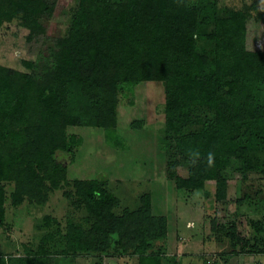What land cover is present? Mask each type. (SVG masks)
I'll return each instance as SVG.
<instances>
[{
  "label": "trees",
  "instance_id": "16d2710c",
  "mask_svg": "<svg viewBox=\"0 0 264 264\" xmlns=\"http://www.w3.org/2000/svg\"><path fill=\"white\" fill-rule=\"evenodd\" d=\"M57 2L0 0V25L17 17L28 29L27 40L42 36L49 44L47 55L22 61L27 71L0 65V220L4 182L13 184L9 197L18 206L25 199L44 201L48 190L65 181L67 163L61 155L71 158L78 143L67 127H101L114 145L117 95L140 81L163 82L165 136L172 133L178 149L193 161L179 187L202 189L213 182L216 197L224 199L226 179L220 170L231 158L242 177L257 172L249 153L251 145L264 149L263 12L202 15L204 9L193 0H74L64 34L51 38L42 21L52 16ZM201 24L212 25L206 33L209 52L197 49ZM196 107L208 108L214 119L203 130L187 132L200 123ZM71 187L75 205L87 215L67 218L63 231L42 235L34 251L0 255V264H76L81 255L107 251L113 235L123 251L131 248L138 256L137 264H161L160 255L148 248L166 235L167 218L152 214L149 193L137 208L115 214L119 200L103 180L74 179ZM63 194L68 197L69 191ZM44 219L51 222L49 215ZM210 222L231 245L247 243L233 218L218 222L213 216ZM57 234L64 244L53 252L47 244Z\"/></svg>",
  "mask_w": 264,
  "mask_h": 264
},
{
  "label": "rangeland",
  "instance_id": "374dc122",
  "mask_svg": "<svg viewBox=\"0 0 264 264\" xmlns=\"http://www.w3.org/2000/svg\"><path fill=\"white\" fill-rule=\"evenodd\" d=\"M200 3L202 15H224L227 10H241L252 15L264 13V0H193ZM74 0H58L52 16L43 20L44 34L51 38L62 36L66 30ZM209 14V15H210ZM258 31L263 32L259 22ZM212 25L198 27V51H211L206 38ZM28 29L19 18L0 25V65L27 71L23 60L35 61L48 53V40L38 37L27 40ZM42 53V54H41ZM47 53V54H46ZM264 85L263 83L260 86ZM165 91L162 81H140L129 92L117 95L115 134L112 144L105 129L98 126H69L67 134H76L78 143L72 147L71 158L61 155L67 163L66 179L55 190H48L40 203L25 199L13 206L9 193L13 184L4 182L6 200L0 220V255L19 256L37 249L40 238L48 231H63L69 217L81 220L87 215L83 206L75 205L74 179L103 180L106 188L118 198L115 214L140 205V197L149 193L151 212L167 218L166 235L152 240L148 253H158L161 264H234L231 253L242 257L264 256V149L262 144L251 145L249 157L258 166L257 172L242 177L238 162L231 158L229 166L220 175L226 179V196L216 197L215 184L202 189L181 188L179 178L188 176L193 163L176 146L175 136H165ZM194 115L200 123L186 131L203 130L213 121L214 113L206 107H196ZM246 143V142H245ZM63 191H69L66 197ZM51 217L46 223L45 216ZM218 222L230 217L238 232L247 239L244 246L231 245L211 230V217ZM111 238L110 248L102 253L77 257L76 264H137L138 256L131 248L124 250ZM61 234L47 244L50 251L63 247ZM229 254V256H228ZM262 260V259H261ZM241 262V260H239ZM263 261V260H262ZM235 264H239L236 262Z\"/></svg>",
  "mask_w": 264,
  "mask_h": 264
},
{
  "label": "crops",
  "instance_id": "0c3cea01",
  "mask_svg": "<svg viewBox=\"0 0 264 264\" xmlns=\"http://www.w3.org/2000/svg\"><path fill=\"white\" fill-rule=\"evenodd\" d=\"M233 254V256H230V258L229 257H227L228 259H227V261L228 260H230V259H232V258H234L235 260V263L236 262H239V264H264V256L263 257H260L259 256V254L257 253V254H255V257L253 258V260H251V262H249V257L250 256H248L247 255V257H242L241 255H239V254H241V253H239L238 255L237 254H235V253H231L230 255H232ZM228 256H229V254H228ZM263 261H262V260ZM239 260H241V262L239 261ZM234 263V264H235Z\"/></svg>",
  "mask_w": 264,
  "mask_h": 264
}]
</instances>
